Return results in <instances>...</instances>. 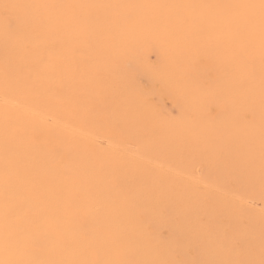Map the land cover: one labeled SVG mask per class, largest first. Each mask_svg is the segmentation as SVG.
<instances>
[{"label":"bare ground","instance_id":"6f19581e","mask_svg":"<svg viewBox=\"0 0 264 264\" xmlns=\"http://www.w3.org/2000/svg\"><path fill=\"white\" fill-rule=\"evenodd\" d=\"M0 264H264V0H0Z\"/></svg>","mask_w":264,"mask_h":264},{"label":"rangeland","instance_id":"374dc122","mask_svg":"<svg viewBox=\"0 0 264 264\" xmlns=\"http://www.w3.org/2000/svg\"><path fill=\"white\" fill-rule=\"evenodd\" d=\"M153 58H154V56L153 55H151V60H153ZM130 66H131V62L128 60V61H126L125 62V68H130ZM169 103V104H168ZM162 106H163V108H164V110L166 111V112H168V113H171V114H175L176 113V108L173 106V105H171L170 104V102L169 101H167V100H165V101H162ZM173 107V108H172ZM171 111H170V110ZM174 111H173V110Z\"/></svg>","mask_w":264,"mask_h":264}]
</instances>
